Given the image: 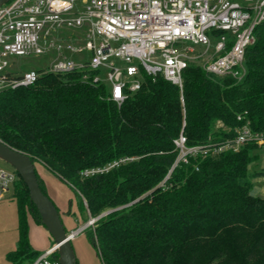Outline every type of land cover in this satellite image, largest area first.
<instances>
[{
  "label": "trees",
  "instance_id": "trees-1",
  "mask_svg": "<svg viewBox=\"0 0 264 264\" xmlns=\"http://www.w3.org/2000/svg\"><path fill=\"white\" fill-rule=\"evenodd\" d=\"M255 35L243 80L192 65L183 92L161 76L146 77L121 105L109 99L105 84L94 82L93 72L45 74L32 86L0 93V140L68 184L91 219L112 211L86 229L103 264H151L159 238L177 264H264V197L252 186L264 168L250 172L258 146L192 160L166 180L182 132L189 145L226 140L246 124L264 134V23ZM127 157L135 160L82 176ZM14 173L19 240L7 259L32 264L40 253L29 241V216L43 223ZM36 177L48 196L37 170Z\"/></svg>",
  "mask_w": 264,
  "mask_h": 264
},
{
  "label": "built area",
  "instance_id": "built-area-1",
  "mask_svg": "<svg viewBox=\"0 0 264 264\" xmlns=\"http://www.w3.org/2000/svg\"><path fill=\"white\" fill-rule=\"evenodd\" d=\"M262 23L264 0H12L0 7V93L32 86L45 74L93 72L94 82L105 84L109 99L121 105L146 77L161 76L183 92V75L192 65L241 81L247 49ZM31 57H46V66L24 70L20 61ZM174 144L177 158L167 179L192 160L239 153L253 144L264 156V134L248 124L223 141L189 145L182 132ZM134 160L122 158L82 176ZM15 180V173L0 170V200ZM56 253L52 246L32 264H61Z\"/></svg>",
  "mask_w": 264,
  "mask_h": 264
},
{
  "label": "rangeland",
  "instance_id": "rangeland-1",
  "mask_svg": "<svg viewBox=\"0 0 264 264\" xmlns=\"http://www.w3.org/2000/svg\"><path fill=\"white\" fill-rule=\"evenodd\" d=\"M47 61L48 59L46 57H31L22 59L20 63L22 64L21 66H23V69L28 71L31 69H42L44 66H46ZM263 163L264 156L261 151L259 160L250 166V172L253 174L262 171ZM35 168L36 170H40L39 163L35 164ZM0 170H4L5 172L10 174L14 173L15 171L13 167H11L1 159ZM252 186L257 195H259L260 197H264V175L256 177L253 180ZM55 190L56 192H58V200L62 202V206H64L63 210L65 211L59 212L66 231L72 233L82 227H85V230L73 237L71 240V245L76 256V264H103L98 251L88 239L86 229L89 230L91 228H94L96 224L95 222L89 224L90 222H92L91 220L94 219L95 221H98V219L104 217L102 216L103 214L108 213L109 211L102 213L97 218L91 219L87 210L81 209L80 198L75 194V192L68 184L60 180L58 189L56 187ZM156 208L159 209L161 211L160 213L163 215L169 214V211L161 205H157ZM15 209H17V202L13 197V188L10 187L7 191L4 192L3 198L0 200V253L8 246L7 244L9 243L11 238H14V240L15 238H18V230L15 228V225L10 218V212L14 211ZM156 217L157 214H154V218ZM28 224L29 236L32 235L31 240L34 250L38 253L44 252L51 245L49 234L37 223L35 225L34 223ZM172 255V251L169 249L168 245L164 243L163 238H159L154 246V249L151 252L150 263L177 264L172 259Z\"/></svg>",
  "mask_w": 264,
  "mask_h": 264
},
{
  "label": "water",
  "instance_id": "water-1",
  "mask_svg": "<svg viewBox=\"0 0 264 264\" xmlns=\"http://www.w3.org/2000/svg\"><path fill=\"white\" fill-rule=\"evenodd\" d=\"M11 1L0 0V7ZM0 159L13 167L28 187L31 201L38 208L43 226L54 241L61 264H76V256L71 245L73 234L67 233L58 208L50 197L42 191L36 177V168L33 161L26 154L7 146L1 140ZM110 212L112 211L102 216H106Z\"/></svg>",
  "mask_w": 264,
  "mask_h": 264
},
{
  "label": "crops",
  "instance_id": "crops-1",
  "mask_svg": "<svg viewBox=\"0 0 264 264\" xmlns=\"http://www.w3.org/2000/svg\"><path fill=\"white\" fill-rule=\"evenodd\" d=\"M39 167H40V170H37V173H38V175L40 176V178L44 182V185H45L46 191L48 193V196L53 201V203L58 208V210L60 212H64L65 211V210H63L64 209V206H62V202H60L58 200V192H56V190H55L56 187L58 189V186L60 184V180L61 179L59 180L57 176H55L52 172H50L43 165L39 164ZM263 168H264V163L262 164V169ZM10 218H11L12 222L14 223L15 228L18 230V209H15L14 211H11L10 212ZM28 220H29L28 221L29 223H32V224L34 223V225L36 224V222L34 221V219L31 216H29V219ZM41 227L43 229H45L43 226H41ZM17 233H18V238H15V240H14V238H11V240L7 244L8 246L0 253V264H12L11 262L8 261L7 254L10 253V252L15 251L17 249L18 240H19V230L17 231ZM47 233L49 234V240H50V243H51V245L49 246V248H51L54 245L52 243V238L50 237V233L48 231H47ZM31 236H29V241H30L31 246L33 247V243H32V240H31ZM33 249H34V247H33ZM48 249H46V250H48Z\"/></svg>",
  "mask_w": 264,
  "mask_h": 264
},
{
  "label": "snow or ice",
  "instance_id": "snow-or-ice-1",
  "mask_svg": "<svg viewBox=\"0 0 264 264\" xmlns=\"http://www.w3.org/2000/svg\"><path fill=\"white\" fill-rule=\"evenodd\" d=\"M117 94H119V92H117Z\"/></svg>",
  "mask_w": 264,
  "mask_h": 264
}]
</instances>
